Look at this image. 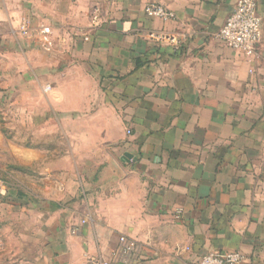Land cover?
I'll return each instance as SVG.
<instances>
[{
  "label": "crops",
  "instance_id": "crops-1",
  "mask_svg": "<svg viewBox=\"0 0 264 264\" xmlns=\"http://www.w3.org/2000/svg\"><path fill=\"white\" fill-rule=\"evenodd\" d=\"M236 2L0 0V82L54 131L19 152L41 185L0 200L42 221L29 264L111 261L121 236L135 264H264V0L252 58L218 39Z\"/></svg>",
  "mask_w": 264,
  "mask_h": 264
},
{
  "label": "rangeland",
  "instance_id": "rangeland-1",
  "mask_svg": "<svg viewBox=\"0 0 264 264\" xmlns=\"http://www.w3.org/2000/svg\"><path fill=\"white\" fill-rule=\"evenodd\" d=\"M4 87L5 84L0 82V179L9 189L26 194L31 183L37 185L41 183H38L34 176L31 177L33 171L29 173L26 168L18 166V160L22 157L19 152L23 153L33 144L42 148L45 135L48 134L47 139L50 140L54 131L43 125L41 127L29 125L26 98L17 100L14 93L5 90ZM33 133L41 136L35 143L30 139ZM3 202L0 203V230L4 247L0 253V264H13L16 261L29 264L38 251L40 252L41 240L35 239L32 234L38 225L42 227V221L35 219L37 213L27 202L12 200ZM28 236L36 241L35 247L28 243ZM34 248L39 249H35L37 252H34Z\"/></svg>",
  "mask_w": 264,
  "mask_h": 264
},
{
  "label": "built area",
  "instance_id": "built-area-1",
  "mask_svg": "<svg viewBox=\"0 0 264 264\" xmlns=\"http://www.w3.org/2000/svg\"><path fill=\"white\" fill-rule=\"evenodd\" d=\"M147 17L166 22L174 14L166 8L149 4L144 8ZM22 35L29 34L28 22H23L19 28ZM261 37V18L257 13V0H237L233 13L228 17L218 33V39L229 49L238 51L247 57H254ZM46 91L49 87L45 88ZM8 187L0 180V200L7 196ZM4 243L0 236V253ZM136 244L124 236L119 237L118 247L113 252L111 261H100L99 264L121 262L135 264ZM243 257L238 252L210 253L203 256L197 264H240Z\"/></svg>",
  "mask_w": 264,
  "mask_h": 264
}]
</instances>
